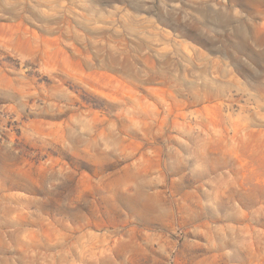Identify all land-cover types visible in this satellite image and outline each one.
Returning <instances> with one entry per match:
<instances>
[{"label":"rangeland","instance_id":"374dc122","mask_svg":"<svg viewBox=\"0 0 264 264\" xmlns=\"http://www.w3.org/2000/svg\"><path fill=\"white\" fill-rule=\"evenodd\" d=\"M0 264H264V0H0Z\"/></svg>","mask_w":264,"mask_h":264}]
</instances>
